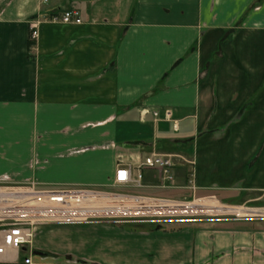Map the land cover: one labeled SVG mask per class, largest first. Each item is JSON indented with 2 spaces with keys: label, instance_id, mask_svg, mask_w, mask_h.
I'll list each match as a JSON object with an SVG mask.
<instances>
[{
  "label": "crops",
  "instance_id": "0c3cea01",
  "mask_svg": "<svg viewBox=\"0 0 264 264\" xmlns=\"http://www.w3.org/2000/svg\"><path fill=\"white\" fill-rule=\"evenodd\" d=\"M70 11L81 24L45 21ZM261 112L264 0H0V177L106 188L117 166L158 154L177 184L192 172L202 189L264 191V163L247 170L256 147L241 157L208 125ZM143 185L157 189V174ZM148 227L64 229L106 235L97 264H264V223ZM55 254L93 264L77 249Z\"/></svg>",
  "mask_w": 264,
  "mask_h": 264
},
{
  "label": "built area",
  "instance_id": "2783aa9c",
  "mask_svg": "<svg viewBox=\"0 0 264 264\" xmlns=\"http://www.w3.org/2000/svg\"><path fill=\"white\" fill-rule=\"evenodd\" d=\"M45 21L65 25L82 23L77 11L53 14ZM37 37L38 31L34 24L30 39L34 42ZM153 115L156 118L159 116L158 112ZM145 171L157 174L158 188L174 187L172 158L158 154L147 156L138 164L117 166L111 187L124 190L125 193L121 195L99 188L42 189L34 182L21 186L0 183V262L81 264L38 255L34 244L37 231L42 226L115 224L120 219L147 221L205 216L204 213H183V209H190L193 204L172 203L135 194V190L144 188ZM254 211L258 213L250 216L264 220V208Z\"/></svg>",
  "mask_w": 264,
  "mask_h": 264
},
{
  "label": "rangeland",
  "instance_id": "374dc122",
  "mask_svg": "<svg viewBox=\"0 0 264 264\" xmlns=\"http://www.w3.org/2000/svg\"><path fill=\"white\" fill-rule=\"evenodd\" d=\"M242 117L235 119H209L208 125L216 128L211 134V137L215 139L217 144L226 143L232 144V149L240 151L241 157L248 154L253 147H256L254 155L247 166V170H254L257 166L264 163V113H256V116L248 117V113H241ZM250 132V134H248ZM4 139L8 135L2 136ZM22 142L27 144L25 141V136L22 137ZM250 150H247L248 147ZM178 147H181L180 145ZM187 147H190L187 146ZM173 161V160H172ZM174 164V162H173ZM174 164V169H175ZM180 177L183 180L177 184L174 183L173 188L167 189H147L135 190V194L146 196L150 198H155L162 201L180 203V204H190L192 206L203 203V201L213 202L215 206L228 207L234 209H246V210H257L264 208V191L256 190L254 192H247L246 195L239 192H219L214 188L202 189L194 181V176L192 172L186 174L180 172ZM0 183L10 186H21L27 183H32V181H15L10 179V176L4 175L0 177ZM40 188L48 189V186L40 185L35 182ZM68 188V187H66ZM90 188V187H81ZM195 188V190L193 189ZM49 189H63L61 188H49ZM108 191L113 194H124V190L114 189L109 186L106 188H99ZM206 199V200H204ZM199 200H203L198 202ZM198 202V203H196ZM191 208V206H190ZM198 211V210H196ZM184 214H198L192 210L185 212ZM225 214V213H224ZM244 221L250 223H264L263 219H259L255 216H239V215H205L200 217H176V218H158L147 221H129L125 219H120L117 223L113 224L117 227H125L132 230H140L142 226H149L148 228L157 227V229L174 230L179 229L190 223H204L208 221ZM89 224L75 225L81 227H87ZM99 225V224H98ZM73 226H42L37 231V236L35 239L34 247L41 249L43 253L49 258H60L58 253L62 249H77L82 255H85V259L90 263L97 264L94 259L101 258V251L96 248L97 245L105 241L106 235L98 234L99 237H95L94 230H81L86 235L81 237L71 238L69 232L64 228H70ZM92 234V235H91ZM90 237V238H88ZM104 238V239H100ZM74 239V240H72ZM89 239H91L89 241ZM108 239V238H107ZM97 243V244H96ZM37 249V250H38ZM97 249V251H96ZM47 250V251H46ZM49 252V253H48ZM65 252V251H64ZM103 256V255H102ZM76 257V256H75ZM78 258V256L76 257ZM63 259V258H61ZM80 259V258H79ZM0 264H12L0 262ZM15 264H22L21 262Z\"/></svg>",
  "mask_w": 264,
  "mask_h": 264
},
{
  "label": "bare ground",
  "instance_id": "6f19581e",
  "mask_svg": "<svg viewBox=\"0 0 264 264\" xmlns=\"http://www.w3.org/2000/svg\"><path fill=\"white\" fill-rule=\"evenodd\" d=\"M195 213H204V215H212V216H216V215H239V216H244V217H249L250 215H254L257 214V211H245L242 209H234V208H226V207H219V206H215L213 202H205L203 201V203L198 204V205H194L191 206L190 209H183V213L192 210ZM198 210V211H196ZM164 211V210H162ZM225 213V214H224Z\"/></svg>",
  "mask_w": 264,
  "mask_h": 264
},
{
  "label": "trees",
  "instance_id": "16d2710c",
  "mask_svg": "<svg viewBox=\"0 0 264 264\" xmlns=\"http://www.w3.org/2000/svg\"><path fill=\"white\" fill-rule=\"evenodd\" d=\"M34 46V42L30 39L29 47L32 48Z\"/></svg>",
  "mask_w": 264,
  "mask_h": 264
},
{
  "label": "water",
  "instance_id": "95a60500",
  "mask_svg": "<svg viewBox=\"0 0 264 264\" xmlns=\"http://www.w3.org/2000/svg\"><path fill=\"white\" fill-rule=\"evenodd\" d=\"M39 255V253H37ZM81 264H84V263H81Z\"/></svg>",
  "mask_w": 264,
  "mask_h": 264
}]
</instances>
